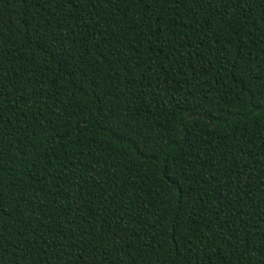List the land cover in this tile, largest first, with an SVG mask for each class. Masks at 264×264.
<instances>
[{"label": "trees", "instance_id": "trees-1", "mask_svg": "<svg viewBox=\"0 0 264 264\" xmlns=\"http://www.w3.org/2000/svg\"><path fill=\"white\" fill-rule=\"evenodd\" d=\"M0 264H264V0H0Z\"/></svg>", "mask_w": 264, "mask_h": 264}]
</instances>
